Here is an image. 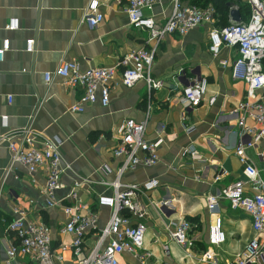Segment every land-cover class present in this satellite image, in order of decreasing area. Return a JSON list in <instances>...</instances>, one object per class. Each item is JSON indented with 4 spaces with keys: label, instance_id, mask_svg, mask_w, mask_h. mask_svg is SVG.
<instances>
[{
    "label": "crops",
    "instance_id": "crops-1",
    "mask_svg": "<svg viewBox=\"0 0 264 264\" xmlns=\"http://www.w3.org/2000/svg\"><path fill=\"white\" fill-rule=\"evenodd\" d=\"M180 1L200 8L211 5L215 11L213 22L183 36L167 35L157 45L151 76L161 80L162 87L148 94L144 81L126 87L117 74L110 83L106 106L94 102L86 104L80 113H71L69 107L80 99L81 89L70 88L56 77L46 83L44 73H53L62 61H75L81 69L116 65L126 53L151 46L145 42L147 32L129 25L124 0H99L103 19L96 27L82 20L88 0H0V47L2 41H8V49L0 59V138L29 128L59 143L69 170L61 176L63 187L55 198H64L70 184L79 182L78 198L97 214L96 227L85 235L86 248L92 246L109 219L110 209L98 201L113 195L112 183L123 187L153 178L159 186L139 198L147 211L143 247L152 255L147 264L232 263L254 237L261 246L255 264H264V235H255L245 211L230 209L225 199L218 200L215 216L205 206L206 196L237 179L244 183L245 195L257 191L234 154L239 140L251 139L241 134L236 116L231 114L246 90L243 81L233 80L230 75L236 50L223 46L216 56L208 51V31L232 23L230 9L238 12V22L247 21L249 5L247 0ZM221 1L223 12L216 8ZM171 7L172 0H161L145 14L161 25ZM10 19L17 20L14 30L6 28ZM27 40L33 41L31 51L26 50ZM220 61L227 63L222 66ZM200 77L207 81L206 93L198 108L186 110L179 102L181 89ZM128 119L145 122L144 138L161 136L162 143L154 165H136L119 174L121 159L114 157L113 150L118 143L117 128ZM245 124L258 129L251 120ZM187 127L193 130L186 133ZM257 146L245 147L244 153L264 181V136L257 140ZM187 147L197 150L199 160L182 156ZM9 164L7 143L0 142V264H35L15 249L16 238L8 230L14 207L48 227L52 250L69 264L72 236L62 232L65 215L59 207H46L41 193L45 168L30 174L20 165L8 169ZM162 201H168V206ZM214 217L220 218L224 234L218 245L208 241ZM183 219L191 224L190 247L178 246L167 234ZM163 245L168 247L167 255ZM207 251L209 260L204 259ZM117 260L119 264H140L127 253Z\"/></svg>",
    "mask_w": 264,
    "mask_h": 264
},
{
    "label": "built area",
    "instance_id": "built-area-1",
    "mask_svg": "<svg viewBox=\"0 0 264 264\" xmlns=\"http://www.w3.org/2000/svg\"><path fill=\"white\" fill-rule=\"evenodd\" d=\"M124 12L128 23L135 29L144 30L148 37L146 43H152L149 48H140L123 55L116 65L97 66L81 69L75 61H62L53 73L46 72L44 81L49 83L53 77L59 78L65 85L73 89H81L82 95L76 103L69 107L71 113H80L86 104L99 102L106 106L109 101L110 83L119 74L120 83L126 87L142 80L148 94L152 90L162 87L161 80L151 76V65L157 45L167 35H185L189 30L202 24H211L214 8L209 5L200 8L191 4H183L180 0H172L170 14L161 25H156L152 17L145 14L154 4L161 0H124ZM250 13L245 22L230 23L223 27H212L208 31V51L216 56L221 47H234L236 56L230 64V75L233 80H241L246 85L244 98L231 111L236 116L237 126L242 135L251 139L247 142L239 140L234 154L243 166V172L249 182L253 183L257 191L253 195L244 194V183L237 179L223 187L216 194L205 197V206L209 214L214 215L219 199L228 201L230 209H242L251 218V226L256 236L264 235V181L258 172L249 164L244 153L245 147L257 149V140L264 136V0H247ZM99 0H88L83 12L82 20L90 27H96L103 19L99 11ZM9 30L17 28V20L10 19L6 25ZM33 41H26V50L31 51ZM8 49V41H2L0 59ZM226 61H220L225 66ZM207 81L197 78L183 86L179 102L186 110L198 108L206 93ZM150 96V95H149ZM148 108L150 102L148 101ZM246 120H251L255 128L248 127ZM145 122L128 119L117 128L118 143L113 155L120 158L119 174L136 165L150 167L158 161L157 150L162 143L161 136L153 140L144 138ZM193 130L185 129L186 133ZM38 141V143H37ZM6 142L10 164L23 166L30 174L38 168H45V183L41 191L46 207H59L65 215L62 232L72 236L70 243L71 261L69 264H119L117 257L127 253L140 264H147L152 255L143 247L145 233L144 219L146 209L140 201L144 196L159 186L157 179H148L140 184L132 183L120 186L112 183L114 192L111 197L100 198L98 203L110 209V216L106 225L100 229L92 246L84 245L85 235L96 227L97 214L90 205L78 198L80 183L73 181L68 194L57 200L55 193L63 185L61 176L69 170L63 163L59 143L42 137L24 128L14 131L0 138ZM141 152L143 155L138 156ZM182 156L192 160H199V153L193 147L183 150ZM168 201L162 205L168 206ZM13 219L8 224V230L13 232L19 255L27 257L35 264H66L61 254H55L51 248V237L48 227L40 220L27 217L23 210L12 209ZM191 224L183 219L167 230L168 237L180 247H190L188 233ZM224 240L219 217H214L209 228L208 241L210 245H218ZM164 254H168V247L162 246ZM261 256V246L257 237L249 240L242 255L232 263L226 264H255ZM210 253L204 254L209 260Z\"/></svg>",
    "mask_w": 264,
    "mask_h": 264
},
{
    "label": "water",
    "instance_id": "water-1",
    "mask_svg": "<svg viewBox=\"0 0 264 264\" xmlns=\"http://www.w3.org/2000/svg\"><path fill=\"white\" fill-rule=\"evenodd\" d=\"M230 5L226 4V7L229 8ZM230 17L233 20L232 23H237L238 22V12L235 9H230L229 10Z\"/></svg>",
    "mask_w": 264,
    "mask_h": 264
},
{
    "label": "trees",
    "instance_id": "trees-1",
    "mask_svg": "<svg viewBox=\"0 0 264 264\" xmlns=\"http://www.w3.org/2000/svg\"><path fill=\"white\" fill-rule=\"evenodd\" d=\"M216 8H217V9H220V11L223 12L224 9H225V7H224V3H222V1H221L219 4L216 5ZM262 64H263V67H264V59H263ZM187 221H188V219H187Z\"/></svg>",
    "mask_w": 264,
    "mask_h": 264
}]
</instances>
